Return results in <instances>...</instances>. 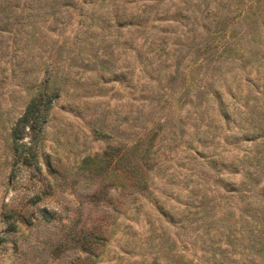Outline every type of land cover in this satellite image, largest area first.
Here are the masks:
<instances>
[{"label": "rangeland", "instance_id": "rangeland-1", "mask_svg": "<svg viewBox=\"0 0 264 264\" xmlns=\"http://www.w3.org/2000/svg\"><path fill=\"white\" fill-rule=\"evenodd\" d=\"M115 1H125L140 28L117 26L111 17L121 8L115 3L103 9L100 0H85L80 8L81 0H73L54 18L47 7H35L38 22L23 26L16 42L2 39L0 264H180V256L203 264L198 244L187 243L160 209L173 221L179 216L189 146L202 151L205 162L224 164L236 154L232 138L241 149L250 147L242 142L247 126L238 121L246 103H264L263 96L254 98L264 90V0ZM158 36L166 37V51L178 38L186 44L175 72L174 57H158L157 41L149 44ZM46 79L47 93L57 97L33 144L32 164L14 165L10 129ZM203 86L207 94H200ZM188 92L193 98L183 104ZM220 105L230 114L228 123ZM205 125L210 135L203 148ZM149 130L156 132L157 156L140 196L128 164L139 148L121 161L106 162L104 155L109 147L117 156L129 152ZM240 172L228 179L237 184ZM13 222L17 230L7 232ZM234 251L238 264H247L246 251Z\"/></svg>", "mask_w": 264, "mask_h": 264}, {"label": "trees", "instance_id": "trees-1", "mask_svg": "<svg viewBox=\"0 0 264 264\" xmlns=\"http://www.w3.org/2000/svg\"><path fill=\"white\" fill-rule=\"evenodd\" d=\"M83 3H85V0H81L80 8L83 6ZM110 3H113V5L115 3V7L121 8V10H115L114 15L111 17L117 26L127 23L128 25L135 26L137 29L141 27V20L133 23L134 12L129 14V18V15L126 13L125 1L120 3L115 0H100V4L104 7L103 9L107 8ZM19 5L21 6L19 11L21 13L17 14ZM72 5L73 0H33V3L32 0H0V46L5 36L6 38L11 37L12 41L16 42L17 35L23 26L38 22L36 15H39V13L36 14L35 7L38 10L47 7L54 18V15L60 13L59 11L63 7L68 9ZM31 7H33V20H31ZM102 13L104 14V12ZM160 13L159 11L155 12L153 19L159 20ZM182 15L183 12L180 10L179 16ZM78 16L81 18L80 15ZM80 18L77 20L78 25L82 21V18ZM99 18H101V22L109 23V20L104 15ZM153 27L152 25L150 26V28ZM165 38V36H158L155 40L149 41V44L157 41L153 45L157 47L156 54L161 52L158 57H161V54L168 55V53L171 57H174L175 66L173 72H175L180 64L177 58L184 57L183 47L186 44L178 38L175 45L173 47L170 46L166 51ZM223 48L225 49L224 46ZM48 82V79L43 82V85L38 89L37 96L29 101L22 116L10 129L14 165L20 163L30 166L32 164L33 148L39 142L41 129L46 122L49 103L57 97V92L47 93ZM207 92L208 89L203 86L200 94H207ZM188 93L190 94V92ZM262 96L264 97V90L258 92L254 98L257 100ZM187 97L183 101V104L189 102L193 98V94ZM201 97L204 99L206 96ZM205 100L208 101L207 99ZM206 104L207 106L202 110L203 114L208 113L209 103ZM219 107L222 118L228 123L230 114L225 110V107L221 105ZM196 114L198 115V113ZM200 116L198 119L202 121L203 117ZM233 120L236 121L235 119ZM238 123L241 125L240 127L247 126L246 130L248 132L242 134V142L249 143L250 147L241 149L242 145L237 144V138H232L230 143H234L233 146L236 154L231 157L228 164H224L222 160H216V158H209L205 162L206 160L202 155V151L198 150L197 147L189 146L186 153V156L190 158L188 162L189 168H186L182 177L184 179V186L178 194L182 195L184 199L182 201L177 200L179 204V216L173 221L172 214L162 210V208L160 209V214L168 222L177 223L179 235L183 238L185 237L184 239L187 237L189 239L187 243L193 246L196 243L198 244V249L202 252L200 258L203 264H238L239 262L234 251L236 248L246 251L247 257L245 260L247 264H256L255 260H258L260 264H264V103L262 107L256 102L252 104L246 103L245 110L239 113ZM206 126L207 128L201 135V137L203 136L200 141L201 143L199 142L201 138L197 139L203 148L206 146L205 139H207L210 132L209 125ZM144 136L143 139L139 138L136 140L134 146L130 147L129 152L125 154L122 153L118 156L117 154H111L110 150L112 147H109L110 150L105 151L104 155L106 162L111 161V159L121 161L128 158L130 154L138 152L139 148L140 153L138 152L139 154L136 155V160L131 163L128 162V164L130 166V183L133 192L140 196H144L148 191L147 177L151 167L149 161H153L157 156L156 151H152L154 142L156 141V132L149 130ZM24 137H28L30 141L27 143L23 142ZM194 164L201 166V169L199 171L196 170ZM221 168L228 171L227 177L221 176ZM239 171H241L240 179L235 184L229 179ZM183 190L184 193H182ZM218 201H223L224 206H218V209L222 210L221 212L217 210ZM236 208L238 214L234 218L233 213ZM197 229L199 232H197ZM16 230L17 226L15 222L7 224V232H15ZM221 242L225 245L222 249L220 246ZM179 260L180 264H187L185 261L183 262L185 257L180 256ZM186 262L189 263V261Z\"/></svg>", "mask_w": 264, "mask_h": 264}]
</instances>
